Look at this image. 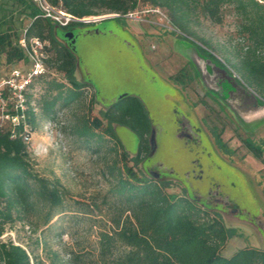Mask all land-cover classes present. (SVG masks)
<instances>
[{"label": "rangeland", "instance_id": "1", "mask_svg": "<svg viewBox=\"0 0 264 264\" xmlns=\"http://www.w3.org/2000/svg\"><path fill=\"white\" fill-rule=\"evenodd\" d=\"M138 1L133 18L104 12L91 16L100 19L94 23L53 24L55 37L77 58L74 79L86 87L82 98L55 118L39 116L28 144L35 172L61 183L65 213L48 226L44 212L31 213L7 225L0 237L25 247L35 263L73 264L77 254L97 260L100 233L111 232L112 219L120 214L107 195L126 165L159 183L167 195L184 196L218 216L227 230L222 257L248 247L264 250V101L234 68L249 47L240 18L226 7L221 24L199 14L189 33H182L165 10L147 12L154 7ZM30 24L28 10L17 0H0V35L8 33L13 46L23 47ZM1 49L0 82L14 70L30 69L28 61L9 62ZM48 57L46 51V74L70 87L64 74L48 66ZM127 95L141 101L153 128L150 152L141 163L135 159L138 136L104 117ZM32 105L40 114L37 103ZM10 110L0 102V128L13 125L6 117ZM96 118L99 129L91 125ZM85 121L103 141L87 143L77 134ZM107 128L119 146L106 136ZM245 141L259 149V157Z\"/></svg>", "mask_w": 264, "mask_h": 264}, {"label": "trees", "instance_id": "2", "mask_svg": "<svg viewBox=\"0 0 264 264\" xmlns=\"http://www.w3.org/2000/svg\"><path fill=\"white\" fill-rule=\"evenodd\" d=\"M31 18L23 39L46 42L48 66L64 74L70 87L44 74L36 77L25 91L24 118L17 125L0 128V237L9 224L26 220L31 213L44 212L43 225L65 213L64 189L58 180L39 176L31 161L26 129L33 132L39 116L55 118L59 110L69 108L83 96L86 85L77 82L74 74L77 58L72 50L54 34V25L44 18L32 0H17ZM77 17L99 16L106 13L126 15L134 12L138 0H48ZM142 3L165 10L171 25L182 33H189L193 18L199 14L214 24L223 22V12L231 7L241 20V33L249 41L244 57L234 68L241 72L255 93L264 101V4L257 0H142ZM81 23H72L67 28ZM1 52L9 62L15 58L29 63L26 49L13 46L8 33L0 35ZM37 103L40 114L33 107ZM11 116L21 112L10 110ZM104 117L110 122L126 126L139 138L136 161L143 162L150 152L149 136L152 124L138 98L125 96L109 107ZM94 128L102 126L100 119L92 121ZM88 121L77 134L90 140L103 141ZM105 134L119 146L115 133L107 128ZM248 150L259 157L258 148L245 141ZM115 151V146L110 149ZM124 160L127 155L123 153ZM114 170V167L112 168ZM113 173V171H112ZM120 214L112 219L111 232H101L96 261L85 255H74L73 264H264V250L243 248L231 257L220 254L227 241V230L218 216L211 214L184 196H169L154 180L139 177L133 167L126 165L115 178L108 192ZM42 207V209H41ZM88 260V261H87ZM0 264H40L34 262L29 251L13 242L0 241Z\"/></svg>", "mask_w": 264, "mask_h": 264}, {"label": "built area", "instance_id": "3", "mask_svg": "<svg viewBox=\"0 0 264 264\" xmlns=\"http://www.w3.org/2000/svg\"><path fill=\"white\" fill-rule=\"evenodd\" d=\"M37 7L41 10L44 18L49 19L53 24L62 28L69 27L72 23L79 22L84 24L94 23L100 20L96 17L77 18L61 8L54 7L48 0H34ZM147 12L162 14L160 8H154ZM135 12H130L124 17L133 18ZM114 17H121L120 14H115ZM22 46L26 49L30 69L27 72L21 70H14L11 79L0 82V102L3 108L21 112V116H11L7 111L6 117L12 120L13 124L17 125L20 118H24L23 111L26 109L25 91L36 77L44 75L48 72L45 63V53L48 44L39 39H33L27 44L23 41ZM33 132L26 129L24 134V141L29 144L32 140Z\"/></svg>", "mask_w": 264, "mask_h": 264}, {"label": "water", "instance_id": "4", "mask_svg": "<svg viewBox=\"0 0 264 264\" xmlns=\"http://www.w3.org/2000/svg\"><path fill=\"white\" fill-rule=\"evenodd\" d=\"M125 96H123L122 98H124ZM122 98H120V99H122ZM119 99V100H120ZM151 134L153 135V128H152V132H151ZM150 143H151V141H149ZM151 147V146H150ZM154 148H155V146L152 144V150H154Z\"/></svg>", "mask_w": 264, "mask_h": 264}]
</instances>
